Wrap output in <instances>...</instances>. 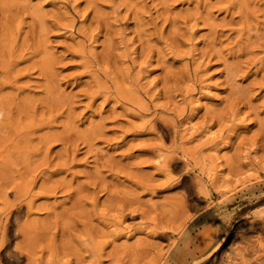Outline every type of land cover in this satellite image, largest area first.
Instances as JSON below:
<instances>
[{"label":"rangeland","instance_id":"1","mask_svg":"<svg viewBox=\"0 0 264 264\" xmlns=\"http://www.w3.org/2000/svg\"><path fill=\"white\" fill-rule=\"evenodd\" d=\"M237 242L264 244V0H0V264Z\"/></svg>","mask_w":264,"mask_h":264},{"label":"bare ground","instance_id":"2","mask_svg":"<svg viewBox=\"0 0 264 264\" xmlns=\"http://www.w3.org/2000/svg\"><path fill=\"white\" fill-rule=\"evenodd\" d=\"M2 240H5L4 236ZM236 244L238 245L234 247V251H236L235 257L237 258L231 259L229 264H264V244L261 242L246 244L243 242V245L237 242Z\"/></svg>","mask_w":264,"mask_h":264},{"label":"snow or ice","instance_id":"3","mask_svg":"<svg viewBox=\"0 0 264 264\" xmlns=\"http://www.w3.org/2000/svg\"><path fill=\"white\" fill-rule=\"evenodd\" d=\"M177 171H179V167L177 166ZM188 181L187 177H184L183 180L180 182V184L178 185V187H182L184 184H186Z\"/></svg>","mask_w":264,"mask_h":264}]
</instances>
